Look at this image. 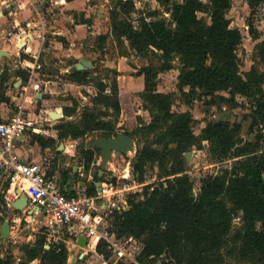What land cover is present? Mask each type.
Returning a JSON list of instances; mask_svg holds the SVG:
<instances>
[{
	"label": "trees",
	"instance_id": "obj_1",
	"mask_svg": "<svg viewBox=\"0 0 264 264\" xmlns=\"http://www.w3.org/2000/svg\"><path fill=\"white\" fill-rule=\"evenodd\" d=\"M156 1L161 8L147 10L146 15L138 17V24L131 16L136 9L133 0H112L109 10V34L122 55L134 51L147 58L139 69L144 77L139 96L150 120L140 118L131 131L118 125L119 72L108 68L105 78L95 82L96 92L90 102L78 108L74 99L64 106L63 115L70 118L63 116L54 125L56 136L31 132L32 139L41 148L57 147L65 139H82L97 131L103 136H113L120 129L137 138L133 173L144 184L130 195V209L115 213L113 223L118 234H133L142 240V261L146 258L152 261L150 264H229L230 259L264 264L262 132L254 133L252 139L243 138L241 124L225 116L205 120L196 133L197 119L191 110L173 109L174 93L157 89L159 72L172 68L176 59L179 62L177 87L186 103L218 95L236 104L237 95H241L248 99L250 112L264 129V39L254 44L251 54L255 61L249 69L241 70L239 51L244 34L239 27L231 25L227 15L232 0ZM261 1L264 0H247V3L252 9ZM199 12L207 17L200 16ZM248 33L253 39L260 38L253 20L249 22ZM105 37L104 34L99 39ZM16 38L17 35L13 37ZM91 71L73 66L66 77L71 82L87 84L92 79ZM13 74L26 82L29 70L17 68ZM10 77L7 68L0 71V102L10 101L6 95ZM220 91L228 95L219 94ZM204 140L214 158L232 159V162L215 174L202 176L194 192L185 152L193 146L201 147ZM97 153L98 149H81L84 171L93 166ZM149 167L157 169L158 179L152 182L145 180ZM71 171L69 167L61 170L58 180L63 189L68 186ZM103 177L95 170L94 182L87 184L86 192L96 194L95 181ZM7 184L8 180L2 190ZM2 190L0 202H3ZM236 216L242 218L238 226L233 225ZM38 234L33 242L21 246L22 256L17 264H28L34 259L39 264H66L69 250L65 243L59 241L46 248L45 234L41 231ZM97 252H104L103 243L98 244ZM0 264H13L11 256L1 255V249Z\"/></svg>",
	"mask_w": 264,
	"mask_h": 264
},
{
	"label": "rangeland",
	"instance_id": "obj_2",
	"mask_svg": "<svg viewBox=\"0 0 264 264\" xmlns=\"http://www.w3.org/2000/svg\"><path fill=\"white\" fill-rule=\"evenodd\" d=\"M16 1L17 0H0V10H5L8 6L11 5V10H9L6 14L0 16V24L2 22L4 25H1L5 26L6 28V31L0 32V42L2 43L0 49L5 50L7 52V55L4 54L0 57V69L7 68L14 70V68H17L16 66L20 65L19 59L21 58L22 54H27L28 58H33L32 55L25 51V42H23V39L26 37L25 33H27L29 29H37L35 23H40V25L44 24L45 27L44 30H41L36 34L37 42L35 43L37 44V46H45L47 42H49L50 39L53 37H56V39L60 41L61 44L65 45L66 43H68V41H66L67 39L65 31L67 29L73 31L74 28L73 24L71 23L72 21L67 19V16L70 15V12L66 10H61L58 5L60 1L55 2V0H34L32 3L31 1H28V5H31V12L29 13V18L24 17L23 13L19 14V16H22V19L24 18L25 20H23L21 24L17 27H13L12 24L19 17L17 15L18 12L14 10ZM133 1L135 2L136 9L131 16L135 24H138V17H140L141 15H146L147 10H150L152 8H161V5L156 0ZM90 2H92L94 6L92 7V11L90 9L88 11L91 14V17H89L91 22H89V24L87 25H92L90 28H88V30L93 31V33L86 37V39L84 40L86 44L84 43L83 49L81 51L84 57L91 59L93 62L92 66L87 68L92 69V79L87 84H68L70 80L67 79L65 72H60V67L64 68L68 63H73V60L66 59L59 61L57 58L52 61L46 59L45 62L44 58L48 50L46 49L39 51L38 61L41 63V67L38 68V71L46 70L47 72H49L50 75L48 78L54 81L53 86L60 85L63 91L48 93L47 95L49 101L46 102L45 106H42V101H38L35 97L29 95L31 96L29 98V102H31L34 106L32 107V109H27L26 107H24V110L26 111L27 115L35 121V127L40 126L39 124H41V118L35 117L33 113L38 114L42 110V107L52 108L54 111L57 110V112L63 113L64 106L71 104L74 99L78 103V108H81L82 105L90 102V97L96 92L95 82L100 78H105L108 68H115L118 70V77H120V79L118 80H121L120 84L123 85L125 80H127L128 78L137 80L139 75V69L147 62V58L137 55L134 51H130L127 56L122 55L121 48L116 44L114 39L109 34V10L112 0H90ZM246 3L247 0H232L231 8L229 9L227 14L228 17L231 19V25L239 27L242 33L245 35L243 40L244 45L242 44L243 47L239 51L242 58L241 70L248 69L250 67V64L255 61L251 54L254 47V40L250 38V35L248 33L250 20H253L254 26H256L257 29L259 28V30H261L262 37H264V17L262 16L256 19L253 16V13L255 12L257 5L251 9L248 6V3L247 5ZM251 11H253L252 15L250 14ZM80 13L81 15H76L77 13H75V20L81 19L83 17V14L87 13V11H83V13ZM198 14L200 16L207 17V14L203 12H199ZM71 15L73 16V14ZM165 15L169 16L166 13ZM26 20H28V22H31V25H28V22ZM54 29H61L59 30L61 31V33L58 35H54L52 33V30ZM66 32L68 34V31ZM18 34L21 35L19 42H23L20 47L13 44L14 41L18 42ZM104 34L106 35V37L104 38V40H100L99 36ZM16 35L17 40L13 39V37H15ZM33 48L34 47L31 46V50H34ZM246 48H249L248 52H246ZM41 58L43 59V62ZM54 58H56V56ZM172 64V68L168 69L167 71L164 70L159 72L157 76V89L164 92L171 91L174 93L175 100L173 104V109L179 111L186 109L191 110L193 116L197 119V122L195 123L196 133H198L200 128L205 124V120L210 118L218 119L228 116L230 121H237L241 124V133L243 138L252 139L254 138V133L262 132V139V137L264 136V129H261V127H259V124L255 125L251 129V116H244L246 112H250V106L247 98L241 95H237L236 104H231L223 100L218 95H216V97L203 96L201 98L193 100L191 103L188 104L186 103L184 97L181 96L177 87L179 62L175 59L173 60ZM262 68L264 69V65H262ZM30 80L31 78L29 79V81ZM29 81L26 82L27 85ZM52 83L53 82H51L50 84ZM34 85L35 84L33 82L32 90H37L39 85ZM27 89H15L13 87L11 88L12 92H17L18 94L23 95V99H26V96H28L27 94H30L27 93L29 92ZM78 91L81 94H79ZM219 94L228 95L225 91H220ZM131 99L134 111L138 112L137 116L139 118L137 120L139 121L141 118L145 121H149V112L142 108V100L139 96V93L132 92ZM18 105V103L15 104V110L17 109ZM50 118L51 123L54 122V124L46 125L45 128L51 129L58 122L56 118H53L51 116ZM67 118L70 117L64 116V119ZM122 126L124 125L122 124ZM119 131L123 130L120 129ZM99 135H101V133L97 131L91 133L85 138L75 139V141L76 144H81L84 143L86 140L92 137H97ZM133 138L135 140V150L131 151L130 153V156H133L131 157L132 159L130 161H126L125 159H127V157H125L124 155V157L122 158L114 157L112 162L113 165L116 166V168L118 169L116 173L121 174V176L123 174H127V177L132 176L131 173L133 172L134 163L133 158L135 157L136 149L138 146L137 138ZM28 140H31V133L29 134ZM71 140L73 139H65L62 142L68 143ZM56 151V147L50 148L49 151H44L43 149L41 150V154L43 155V157H47L48 159L47 163H45L44 165L46 173L50 176H56L60 180L61 170L67 167L72 168L74 161L78 159L79 151L76 148L72 155L62 149L60 150V154H55ZM190 151L191 153L190 163L188 164V174L193 177L194 192L198 190L200 186V179L202 176L206 174H215L221 168L229 166L232 162V159L220 161L214 158L209 152L208 143L206 140L202 142L201 147L193 146ZM96 158L99 159V164L101 160L99 150L96 155ZM97 168L95 169V167H93V169L95 170H97ZM124 170H126L128 173H125ZM156 170V167H149L145 179L146 182H152L158 179L156 175ZM5 181L6 180H3L0 184V190H2V186ZM4 190L5 189H3L2 192H4ZM0 214L3 216V221L0 222V231L1 224L5 220H9L10 223L9 234L6 236V238L0 237L1 255L6 254L7 256H11V258L13 259V264H17L20 260V257L22 256L21 246L24 243L33 242L39 235L37 231H39L40 229H33L31 226L28 225L27 220H18L17 217L21 214L20 210L9 208L4 202H0ZM241 222L242 218L236 216L234 218L233 225L238 226L241 224ZM82 252H85L84 249H79L77 253L76 251L73 252L71 254L70 259L69 253L66 264H106L104 260L99 256L97 248L95 251H87L83 255ZM36 260L39 264V260ZM143 261L144 264L152 263L150 259L146 258H144ZM229 261V264H253L249 262L232 261L230 259Z\"/></svg>",
	"mask_w": 264,
	"mask_h": 264
},
{
	"label": "built area",
	"instance_id": "obj_3",
	"mask_svg": "<svg viewBox=\"0 0 264 264\" xmlns=\"http://www.w3.org/2000/svg\"><path fill=\"white\" fill-rule=\"evenodd\" d=\"M253 16L256 19L264 17V1L257 4ZM39 67L35 60L28 66L29 75ZM34 124L20 104L6 119L0 120V175L8 180L3 193L6 206L13 208L12 202L19 197V191L26 195L27 203L17 219L25 218L33 229H40L37 232L45 234L46 248L63 241L71 256L79 249L95 251L98 244L103 243L104 252L98 254L106 264H144L142 240L133 234H118L113 223L115 213L122 214L130 209V195L143 185L133 172L131 177L116 173L118 169L112 163L114 157L124 155L128 159L125 160L130 161L131 151L121 155L112 153L96 194H88L81 185L69 192L63 189L56 176L47 175L44 168L47 157L33 162L19 153V144L26 134L39 131L40 126ZM261 143L264 150V136ZM79 235L85 238L84 246L77 243ZM89 245L93 248L89 249Z\"/></svg>",
	"mask_w": 264,
	"mask_h": 264
},
{
	"label": "crops",
	"instance_id": "obj_4",
	"mask_svg": "<svg viewBox=\"0 0 264 264\" xmlns=\"http://www.w3.org/2000/svg\"><path fill=\"white\" fill-rule=\"evenodd\" d=\"M28 1H31V3H32L34 0H17L16 1V5L14 7V10L18 12V13L16 12L18 16H19V14L23 13L24 17L29 18V16H30L29 13L31 12V5L30 4L28 5V3H29ZM59 1H60V3L58 4L59 8H61V10H66V11L70 12V15L67 16V19L72 21L71 23L74 26L73 31H70L69 29L66 30V31H68V34L65 31V35H66V39H67L66 41H68V43L63 45V44H61L60 41H58L56 39V37H53L50 39L49 42H47V44L45 46H43V45L37 46V44L35 43V42H37L36 34L38 32H40L41 30H44L45 27H44V24L40 25V23H35L37 26V29H29L28 32L25 33L26 37L23 39V42H25V51L27 53H29L30 55H32L33 58H28L27 54H26V56H23V57L21 56V58L19 59L20 65L16 66L17 68L28 69V66H32L35 60L38 61L39 51L46 50V49L48 50V52L46 53L45 58H44L45 62H46V59L52 61V60H55L57 58L59 61L66 60V59H68V60L72 59L73 60V63H68L64 68L60 67V69H61L60 72H65V73L68 72L73 66H75L77 64V62L79 61V59L81 57H84L82 55V51H81L83 49L84 43L86 44V42H84V40L86 39V37L88 35L93 33V31L88 30V28H90L92 26V25H87V24H89V22H91V20L89 18V17H91L90 16L91 14L88 11H89V9L92 11V7L94 6V4L92 2H90V0H57V1L55 0V2H59ZM246 5H247V3H246ZM83 11H87V13H84L83 17L81 19L75 20V18H74L75 13H77L76 15H78V14L81 15L80 12L83 13ZM71 14H73V16ZM23 20H25V19L24 18L22 19V16H19L18 19H16L15 22L12 24L13 27H17L18 25H20ZM26 21L28 22V20H26ZM1 24L4 25L2 22H1ZM27 24L31 25V22H28ZM2 25L0 26V32L6 31L5 26H2ZM245 26H247V25H245ZM59 30H61V29H58V30L54 29V30H52V33L54 35H58L61 33V31H59ZM258 30H259V28H258ZM259 32H260V38H258V39H253L250 36V38L252 40H254V44L258 40L264 39V37H262L261 30H259ZM20 37H21V35L18 34V40L15 39L18 42L14 41V43H13L14 45L19 46V47H20L19 44L21 43V42H19ZM243 40H244V38H243ZM38 43H40V42H38ZM31 46L34 47L33 48L34 50H31ZM36 46H37V48H36ZM248 49L249 48H246V52H248ZM55 56H56V58H54ZM42 62H43V59H42ZM39 64L41 67L40 62H39ZM17 68H14V70ZM2 69H0V71ZM8 70L11 72V77L6 83L7 84L6 95H8L10 97V101L9 102H5V101L0 102V120L6 119L15 110L14 106L16 103L22 105L23 107H26L27 109L28 108L32 109V107L34 105H32V103L29 102V98L31 96L35 97L38 101H42V106H45L46 102L49 101L48 95H47L48 93L63 91L60 85L53 86L54 81H52L51 79L48 78L50 74L46 70L45 71H41V70L38 71V68H36L33 71V73L30 74L28 77L27 81H29V79L31 78L28 85L26 83L27 81L26 82L23 81V79L19 75L13 74L14 70H11V69H8ZM34 78H36V79H34ZM117 78L120 79V77H117ZM33 82L35 84L34 86H38V85L40 86V87L38 86V89L36 88L37 90H32ZM51 82H53V83L50 84ZM74 83L75 82H71V81L68 82V84H71V85ZM118 83H119L118 96H119V100H120V105H124V106H121V112H120V116H119L118 125L120 124L119 126H122V124H123L124 125L123 127L125 129L131 131L138 124L137 119L139 118L137 116L138 112H135L134 108L132 106L131 94H132V92L139 93L143 89L144 77L142 74L139 73L137 80L128 78L127 80H125L123 85L120 84L121 80H118ZM12 87L15 89H18V88H21V89L26 88L27 89L28 88L27 90L29 92H27V93H30V94H27L28 96H26V99H23V95H20L17 92H12V90H11ZM127 90H128V92H127ZM79 94H81V93L79 92ZM29 95H31V96H29ZM22 100H24V101H22ZM51 111H54V110L52 108L42 107V110L38 114L37 113H33V114L35 117L41 118L40 119L41 124H39L40 129L38 132L42 131L45 134L56 136V133H55L56 129H54V126L51 129L45 128L46 125L54 124V122L51 123V118H50V112ZM55 111H57V110H55ZM135 113H137V114H135ZM60 114L61 115L58 118H56L58 121L64 116L62 112ZM47 121H49V122H47ZM53 121H56V120H53ZM56 132H57V130H56ZM120 132H124V131H120ZM29 134L30 133H27L26 136L24 137L25 139L20 142L19 147H18V151L22 155V157L24 159H26L27 161L39 162L41 160V158L43 157V155L41 154V150L44 149V151H49L50 148H55V147L41 148V146L36 141H33L32 135H31V140H28ZM60 143H63V142L61 141ZM63 144H64V147L62 148V150H64L65 152H68L69 154L72 155L74 153L75 149L77 148L79 151V154H81L80 144H78V143L76 144L75 140H71L68 143H63ZM58 146L56 147V149H57V151H60L61 149L58 150ZM57 151L55 154H60ZM79 154H78V159L74 161V164L76 161L79 162L78 169L76 171L79 173V175L78 176L75 175V178L73 180V184L71 185V191H74L80 185L86 187L87 184H89L91 181L94 182L93 173H94V170L99 166V164H98L99 159L96 158L94 163H93V166L88 171H84L82 161L80 160L82 156L79 157ZM93 167H95V169H93ZM97 170H98V168H97ZM3 180H5V178H3L0 175V184L2 183ZM67 188H68L67 185L64 186L65 190H67Z\"/></svg>",
	"mask_w": 264,
	"mask_h": 264
},
{
	"label": "water",
	"instance_id": "obj_5",
	"mask_svg": "<svg viewBox=\"0 0 264 264\" xmlns=\"http://www.w3.org/2000/svg\"><path fill=\"white\" fill-rule=\"evenodd\" d=\"M9 10H11V5L7 7L5 10H0V16L6 14ZM23 42H21L19 45H21ZM2 43L0 42V48ZM7 55V52L5 50L0 49V57L2 55ZM93 64L92 60L86 57H81L77 64L75 65V68L78 70L86 69L91 67ZM61 114L57 111H51L50 116L53 118H58ZM247 115L251 116L252 120L250 122V128L252 129L255 125L259 123L258 118L256 115L252 112H246L244 116ZM64 147L63 143H60L58 146V150L62 149ZM83 148H94L99 150L100 155V163L98 166V175L102 176L106 170V166L108 162L111 159L112 153H115L116 155L121 154H127L128 151L135 150V140L132 136L127 134L126 132H119L116 135L113 136H103L99 135L97 137H92L88 140H86L84 143L80 144V149ZM190 153L191 151L185 152V157L187 164L190 163ZM82 155L79 154V157ZM79 162L76 161L75 164L72 166V171L70 174V181L68 183L67 191L71 192V185L73 184V180L75 178V173L78 169ZM97 190H99L100 187V181L95 182ZM27 203V197L26 195L19 191V197L15 199L12 202V207L15 210H21L24 208V206ZM10 231V223L9 220H5L1 224V231H0V237L6 238V236L9 234ZM77 243L81 246L85 245V238L82 235H79L77 238ZM71 256H69L70 259ZM28 264H38V261L36 259L32 260Z\"/></svg>",
	"mask_w": 264,
	"mask_h": 264
},
{
	"label": "bare ground",
	"instance_id": "obj_6",
	"mask_svg": "<svg viewBox=\"0 0 264 264\" xmlns=\"http://www.w3.org/2000/svg\"><path fill=\"white\" fill-rule=\"evenodd\" d=\"M128 92V90H127ZM121 106H124V105H121ZM128 107V106H127ZM133 116V115H132ZM68 146V145H67ZM67 148V147H66ZM25 184L28 185L29 184V181L28 180H24ZM93 248V245H89V249H92Z\"/></svg>",
	"mask_w": 264,
	"mask_h": 264
}]
</instances>
